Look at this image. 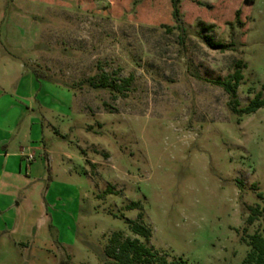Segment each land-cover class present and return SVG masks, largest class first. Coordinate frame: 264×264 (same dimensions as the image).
I'll return each instance as SVG.
<instances>
[{
    "label": "rangeland",
    "instance_id": "374dc122",
    "mask_svg": "<svg viewBox=\"0 0 264 264\" xmlns=\"http://www.w3.org/2000/svg\"><path fill=\"white\" fill-rule=\"evenodd\" d=\"M181 14L170 0H0V264H114L111 235L136 238L141 212V241L169 260L243 264L264 231L248 223L264 207V106L235 114L213 81L242 60L241 107L263 91L264 0H181ZM102 73L130 85L96 89Z\"/></svg>",
    "mask_w": 264,
    "mask_h": 264
},
{
    "label": "trees",
    "instance_id": "16d2710c",
    "mask_svg": "<svg viewBox=\"0 0 264 264\" xmlns=\"http://www.w3.org/2000/svg\"><path fill=\"white\" fill-rule=\"evenodd\" d=\"M247 4H252L256 0H244ZM172 7V16L177 25L182 27V14H181V0H170ZM243 14L242 8H238L235 12L236 21L244 25L246 22L241 20ZM245 22V23H244ZM213 31V25H206L203 28L205 34L202 35L204 42L213 49L227 50L230 45L215 41L209 34ZM247 65L242 60H238L235 65V70L232 74L228 75L224 80L217 79L213 81L214 84L221 86L229 94L228 106L230 110L239 115L251 114L256 112L259 108L264 106V86L263 91L255 95L246 107H241L238 98V88L244 79L243 70ZM48 74L46 73V76ZM49 76V75H48ZM47 76V77H48ZM92 78L90 83L96 89H108L117 93H123L130 85L131 79L128 78L123 82H118L112 79L106 73H102L98 81ZM242 184V183H241ZM107 193H111V187H108ZM140 203H131L128 208H139ZM264 217V207L256 206L250 207V215L248 223L253 224L255 221ZM130 230L137 235L136 238L125 236L122 232H114L109 242L104 249L105 257L114 264H190L187 259L182 257L169 260L165 255H161L153 247L148 246L141 241L140 238L149 240L152 236V228L148 226L144 220V213L141 212L136 219H128ZM248 245L250 247L243 264H264V231H256L250 235ZM71 257L62 259V264H70Z\"/></svg>",
    "mask_w": 264,
    "mask_h": 264
},
{
    "label": "built area",
    "instance_id": "2783aa9c",
    "mask_svg": "<svg viewBox=\"0 0 264 264\" xmlns=\"http://www.w3.org/2000/svg\"><path fill=\"white\" fill-rule=\"evenodd\" d=\"M32 158H33L32 156L29 157V159H32Z\"/></svg>",
    "mask_w": 264,
    "mask_h": 264
},
{
    "label": "crops",
    "instance_id": "0c3cea01",
    "mask_svg": "<svg viewBox=\"0 0 264 264\" xmlns=\"http://www.w3.org/2000/svg\"><path fill=\"white\" fill-rule=\"evenodd\" d=\"M31 148H33V146L32 147H29V149H31Z\"/></svg>",
    "mask_w": 264,
    "mask_h": 264
}]
</instances>
